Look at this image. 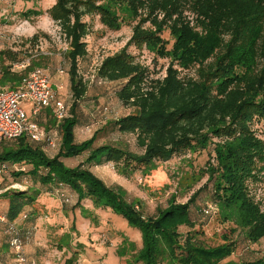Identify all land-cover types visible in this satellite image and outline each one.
I'll list each match as a JSON object with an SVG mask.
<instances>
[{"label": "trees", "instance_id": "obj_1", "mask_svg": "<svg viewBox=\"0 0 264 264\" xmlns=\"http://www.w3.org/2000/svg\"><path fill=\"white\" fill-rule=\"evenodd\" d=\"M90 13L115 30L134 24L128 45L136 49L149 47L171 62L182 61L181 67L200 65L196 78L181 77L170 66L162 79L149 81L148 70L126 50L103 62L99 74L120 83L117 98L134 111L112 122L113 128L122 135H134L141 155L120 143H99L98 133L86 142H73L86 94L78 70L79 62L87 61L84 39L89 29L83 18ZM25 14L40 16L42 12L30 9ZM48 14L68 44L65 58L72 104L61 121L65 133L55 156L45 143L25 136L0 143V164L6 165L0 177L4 229L13 228L25 241L32 237L36 221L54 210L72 221L60 241L53 237L51 246L69 250L70 231L81 237L75 226L79 219L90 229L103 227L101 234L115 255L128 264H264L260 259L229 260L242 251L235 245L241 236L253 245L264 239V209L251 199L247 187L264 173V141L251 130L254 120H264V0H56ZM164 31L174 42L170 50L167 44L155 43L162 41L159 35ZM198 33L203 41H196ZM37 39L34 35L25 46ZM27 55L24 50L0 52V90L16 89L25 75L40 69L34 62L23 71L12 69ZM48 116L53 117L46 109L32 119L46 133L51 130L44 123ZM184 152H205L216 159L219 168L212 169L207 179L210 196L219 222L234 228L232 243L209 247L197 238L198 233L182 235L180 231L193 223L191 206L198 192L185 204H176L171 196L166 208L147 216L139 209L140 201L128 199L119 187H108L90 170L111 163L124 176L136 172L146 176L157 170L158 163ZM13 185L26 190H12ZM62 192L75 199L74 205L52 195ZM122 224L131 232L123 231ZM135 233L139 243L134 241ZM78 243L74 248L85 250L86 244Z\"/></svg>", "mask_w": 264, "mask_h": 264}, {"label": "rangeland", "instance_id": "obj_2", "mask_svg": "<svg viewBox=\"0 0 264 264\" xmlns=\"http://www.w3.org/2000/svg\"><path fill=\"white\" fill-rule=\"evenodd\" d=\"M55 1L0 0V52L4 50L26 51L28 55L23 61L29 65L31 62L39 64V68L48 73L54 90L57 91V87L62 88L59 91V97L70 108L72 99L67 75L69 65L65 58L68 44L59 27L51 21L48 14L53 8ZM30 9L41 11L42 14L40 16H24L26 11ZM83 21L88 25L89 29L88 36L84 39L87 45V61L79 62L78 76L86 87V94L82 108L78 111L80 127L73 130V142L76 144L86 142L95 133H98V138L100 137L99 143L103 142L102 144L108 143L110 145L120 143L131 153L141 155L142 150L138 147L134 135H122L117 129L113 128L112 122L131 115L134 111L132 107L124 105L118 100L116 92L120 87V83L109 82L99 74V69L103 62L107 58L118 55L122 50H126L135 63L148 70L149 81L162 79L166 69L170 66H173V69H176L181 77L196 78L200 65H195L196 63H194L188 68L181 67L183 65L182 61L180 63L178 61L171 62L169 57L160 56L155 50H150L149 47L136 49L128 45L134 24L122 26L119 30H115L114 26L102 24L96 13L86 15ZM34 35L38 36L37 42L25 46L26 41ZM159 37L162 41L156 39L155 43L158 45L167 44L166 48L170 50L174 42L169 36V32L164 31ZM195 39L199 42L203 41L204 38L202 34L198 33L195 35ZM208 61L206 60L201 65H205ZM60 70L63 74L59 73ZM26 111L29 113V107H26ZM44 121L46 126L51 128L48 134L56 145L48 153L51 156H55L61 147L65 127L62 122L57 123L52 116L46 117ZM109 123L112 126H108ZM251 130L258 139L264 141V120H254ZM157 167L156 171L146 176H143L140 172L124 176L111 163L92 167L90 170L108 187L114 189L119 187L126 192L128 199L140 201L139 209L147 216L154 215L158 208H166L171 196L175 197L176 204H185L193 194L198 192L191 206L193 223L190 225L191 228L185 227L180 231L182 235L185 236L189 232L192 234L198 233L196 234L197 238L201 239L209 247L220 246L225 244V242L232 243L236 240V235L230 234L231 230L234 229L233 226L219 222L218 210L213 205L210 196L208 174L212 169L218 170L219 168L215 158H212L211 155H206L205 152L201 154L184 152L173 157L167 163H158ZM258 177L259 180L257 181H249L247 187L251 199L255 203H260L261 209H264V173L259 174ZM9 188L16 191L26 190L21 185H13ZM52 195L54 197L59 195V201H67L70 206L75 203V199L69 197L66 193H53ZM50 196L45 195L44 197ZM207 204L214 206L210 216H204L202 213V209ZM3 215L4 210L0 207V217L2 218ZM55 217L54 210H48V213L42 215L41 230H44V236L40 237V240H36L35 245L31 241L32 238L31 240L25 239L23 241L24 252L25 250L26 252L27 250L30 251L32 248L31 254H36L34 251L36 248L42 250L37 257L33 254L31 261L26 258V264H75L77 261L90 264L88 259L90 252L87 251L85 254V250L81 247L74 248L73 246L79 245L78 241L80 240L85 244L86 238L84 236L86 234H82L81 236L83 237L77 238V234L70 231L71 245L69 250L49 244L56 233L58 235L60 231V222H55ZM71 221L72 219L69 218L66 230H70ZM50 222L57 223L58 226L56 228L49 227L45 230L44 226L48 227ZM78 223L80 225L82 222L78 219L75 222L76 225H74L84 232L83 228L80 227L82 224L79 226ZM50 229L53 232H50ZM88 240L90 242H87L91 247L100 243V240L93 239L92 235L89 236V234ZM7 242L8 235L4 229V222L0 221V264H19L15 261L13 255L9 253ZM235 245L237 248H241L242 251L240 250V254L234 252L229 260H264V239L253 245L241 236ZM75 251L77 252L75 253ZM71 255H74L72 259H70ZM111 260V258L103 259V264H111Z\"/></svg>", "mask_w": 264, "mask_h": 264}, {"label": "built area", "instance_id": "obj_3", "mask_svg": "<svg viewBox=\"0 0 264 264\" xmlns=\"http://www.w3.org/2000/svg\"><path fill=\"white\" fill-rule=\"evenodd\" d=\"M29 64L25 61L12 65L14 71H23ZM60 74L63 72L60 70ZM51 85L48 73L42 69H34L25 75L16 89L0 90V143L14 141L20 137H27L36 143H45L48 150L56 145L45 130L32 121L44 110L49 109L57 123L68 116L69 108L60 99L59 91ZM29 107V113L26 111ZM6 173V165L0 164V177ZM214 206L205 205L202 213L210 216ZM3 222V218L0 217ZM8 235L7 246L15 261L26 264L24 244L13 228L6 231ZM75 264H83L76 262Z\"/></svg>", "mask_w": 264, "mask_h": 264}, {"label": "crops", "instance_id": "obj_4", "mask_svg": "<svg viewBox=\"0 0 264 264\" xmlns=\"http://www.w3.org/2000/svg\"><path fill=\"white\" fill-rule=\"evenodd\" d=\"M55 215H56L55 222H60V223H62V224L65 225L64 228H60L59 229L60 231H59L58 235L56 233V235L58 237H60V238H58V241H60L61 236L63 235L62 234L63 231H65L66 228L68 227V218H63L60 213L55 214ZM80 222H82L81 223L82 225L80 224L81 225L80 226L79 223H78V225L83 228L84 232H82L81 229L78 226L76 227V230H77V232H79V235L80 236L82 234H84V235L86 234L84 236L86 238L85 254H86L87 251L90 252V255H88V259L90 261V264H103V259H109V258L112 259L111 260V264H128L124 259H120V258H118L115 255L114 248L112 246H110V244L108 243V239L106 237H104L103 234H101V232L103 231V227H100V228L94 230V229H90L89 228V225H88L87 222H83V221H80ZM42 223H43V220L42 219H38L36 221L35 227H34V232H33V235L31 237L32 240H31V238H29L31 241L34 242V245H35V241L36 240H40V237H43L44 236V234H43L44 233V230L43 231L41 230V224ZM53 224H54V222L53 223L50 222L49 225H48V227L47 226H44V229L47 230L49 227L51 228ZM19 225H20V223L17 224V226H19ZM119 227L123 231H125V232H131V230L125 224H122ZM22 230H24V227H22ZM52 231L53 230L50 229V232H52ZM88 234H89V236L92 235L93 239L100 240V243H97L96 245H94L93 247H91V245H89V243H88V242H90L88 240ZM81 237H83V236H81ZM139 240L140 239H139L138 233H135L134 234V241L136 243H139ZM31 249H30V251L27 250V252L25 250L26 258H28L29 261H31L30 259L32 258L33 254H35V253H32L31 254ZM89 249L90 250L92 249V250L90 251ZM8 251H9V249H8ZM34 251L36 252L35 257L39 256V253L41 254V252H42V250L39 249V248H36ZM9 253L11 254L10 251H9ZM103 256H104V258H103Z\"/></svg>", "mask_w": 264, "mask_h": 264}]
</instances>
